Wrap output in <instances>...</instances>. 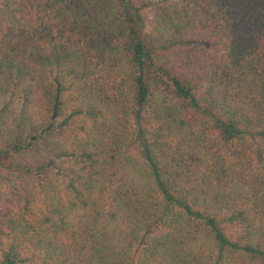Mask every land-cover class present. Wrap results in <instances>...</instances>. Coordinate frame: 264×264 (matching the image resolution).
<instances>
[{"label": "trees", "instance_id": "trees-1", "mask_svg": "<svg viewBox=\"0 0 264 264\" xmlns=\"http://www.w3.org/2000/svg\"><path fill=\"white\" fill-rule=\"evenodd\" d=\"M0 264H264V0H0Z\"/></svg>", "mask_w": 264, "mask_h": 264}]
</instances>
